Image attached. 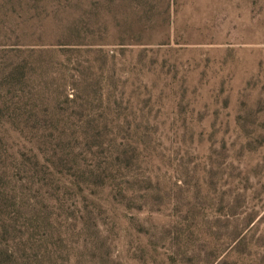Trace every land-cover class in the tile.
Listing matches in <instances>:
<instances>
[{
    "label": "rangeland",
    "instance_id": "1",
    "mask_svg": "<svg viewBox=\"0 0 264 264\" xmlns=\"http://www.w3.org/2000/svg\"><path fill=\"white\" fill-rule=\"evenodd\" d=\"M0 264H264V0H0Z\"/></svg>",
    "mask_w": 264,
    "mask_h": 264
}]
</instances>
